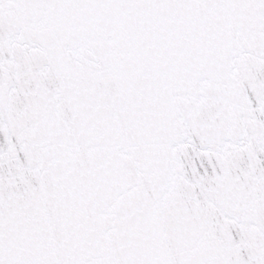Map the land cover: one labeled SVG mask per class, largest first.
Here are the masks:
<instances>
[{"label":"snow or ice","instance_id":"snow-or-ice-1","mask_svg":"<svg viewBox=\"0 0 264 264\" xmlns=\"http://www.w3.org/2000/svg\"><path fill=\"white\" fill-rule=\"evenodd\" d=\"M0 264H264V0H0Z\"/></svg>","mask_w":264,"mask_h":264}]
</instances>
